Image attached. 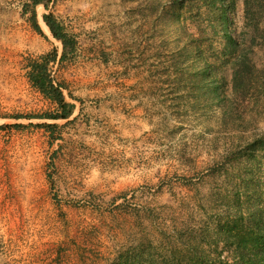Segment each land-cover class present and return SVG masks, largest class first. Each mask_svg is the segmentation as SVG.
Listing matches in <instances>:
<instances>
[{
	"label": "rangeland",
	"instance_id": "obj_1",
	"mask_svg": "<svg viewBox=\"0 0 264 264\" xmlns=\"http://www.w3.org/2000/svg\"><path fill=\"white\" fill-rule=\"evenodd\" d=\"M0 264H264V0H0Z\"/></svg>",
	"mask_w": 264,
	"mask_h": 264
},
{
	"label": "trees",
	"instance_id": "obj_2",
	"mask_svg": "<svg viewBox=\"0 0 264 264\" xmlns=\"http://www.w3.org/2000/svg\"><path fill=\"white\" fill-rule=\"evenodd\" d=\"M52 0H32L33 6H38V5H44L45 8H48V3H50ZM33 21L36 23V29L38 31H41L40 26L37 24L36 20V12L33 11ZM43 21L47 28H49V31L53 35V37L56 40H59L62 42L63 47L66 49L69 45H72V43L68 40V35L63 32L62 27L57 23L55 20L54 16L52 14H46L43 16ZM45 58H48L47 56ZM48 62V61H47ZM47 70H45V74L47 75ZM46 77H49L48 75ZM47 79V78H46ZM44 79V80H46ZM42 91L45 93L47 96L52 97L54 102L58 105V114L56 115H49L46 116L45 118L51 119V120H66L71 117V115L74 112L75 105L74 104H69L66 102L62 88L61 87H55L53 85V82L49 79L46 82H43L42 85ZM48 126L47 124H44V126Z\"/></svg>",
	"mask_w": 264,
	"mask_h": 264
},
{
	"label": "bare ground",
	"instance_id": "obj_3",
	"mask_svg": "<svg viewBox=\"0 0 264 264\" xmlns=\"http://www.w3.org/2000/svg\"><path fill=\"white\" fill-rule=\"evenodd\" d=\"M42 24L44 25L45 28H47V26L45 25V23L43 22V20H42ZM47 29H48V28H47Z\"/></svg>",
	"mask_w": 264,
	"mask_h": 264
}]
</instances>
